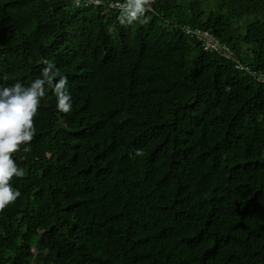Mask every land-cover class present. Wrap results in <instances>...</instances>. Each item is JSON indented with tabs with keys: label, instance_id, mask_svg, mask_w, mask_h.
<instances>
[{
	"label": "trees",
	"instance_id": "16d2710c",
	"mask_svg": "<svg viewBox=\"0 0 264 264\" xmlns=\"http://www.w3.org/2000/svg\"><path fill=\"white\" fill-rule=\"evenodd\" d=\"M108 2L0 0V88L50 61L72 98L47 89L14 155L0 264H264V81L182 30L264 74V0H155L132 25Z\"/></svg>",
	"mask_w": 264,
	"mask_h": 264
},
{
	"label": "clouds",
	"instance_id": "9594fccd",
	"mask_svg": "<svg viewBox=\"0 0 264 264\" xmlns=\"http://www.w3.org/2000/svg\"><path fill=\"white\" fill-rule=\"evenodd\" d=\"M96 2L100 3V0ZM154 2L155 0H123L117 5L120 9L119 22L122 25L148 23L146 12ZM44 63L46 66L42 69V78L34 79L29 86L17 82L0 88V212L15 203L21 195L11 183L13 178L25 175L14 155L20 151L21 146L30 144L33 140L36 134L35 117L41 100L47 95V89L53 90L58 111L68 114L72 110L67 77L61 76L52 62ZM136 155H142V152L137 150Z\"/></svg>",
	"mask_w": 264,
	"mask_h": 264
},
{
	"label": "built area",
	"instance_id": "2783aa9c",
	"mask_svg": "<svg viewBox=\"0 0 264 264\" xmlns=\"http://www.w3.org/2000/svg\"><path fill=\"white\" fill-rule=\"evenodd\" d=\"M75 5H101L104 4V0H100V3H97L96 0H72ZM123 0H109L108 6L109 8L120 10L117 5L122 3ZM152 10V7L149 11ZM182 30L186 35L193 37L196 39L203 50L209 51L217 54L221 58L232 61L234 63L235 68H238L246 73L250 74L257 81H264V74L258 72L256 70L251 69V67L246 63L241 61L232 48L227 44L221 42L211 31L208 29H202L200 27H190L185 25L182 27Z\"/></svg>",
	"mask_w": 264,
	"mask_h": 264
},
{
	"label": "rangeland",
	"instance_id": "374dc122",
	"mask_svg": "<svg viewBox=\"0 0 264 264\" xmlns=\"http://www.w3.org/2000/svg\"><path fill=\"white\" fill-rule=\"evenodd\" d=\"M40 237H41V238H42V237H47V234H42ZM33 249H34V248H33Z\"/></svg>",
	"mask_w": 264,
	"mask_h": 264
}]
</instances>
